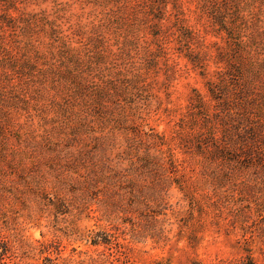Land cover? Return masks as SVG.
<instances>
[{
    "label": "trees",
    "instance_id": "trees-1",
    "mask_svg": "<svg viewBox=\"0 0 264 264\" xmlns=\"http://www.w3.org/2000/svg\"><path fill=\"white\" fill-rule=\"evenodd\" d=\"M197 11L208 28L190 25ZM175 57L206 89L192 90L175 132L199 173L143 129L139 97H153L159 70L175 80ZM245 203L264 212V0H0V264L36 253L55 254L42 264H134L127 244L196 248L205 216ZM16 205L71 217L69 235L94 253L17 246L6 233ZM84 220L100 228L82 234ZM240 223L241 257L228 264L264 262V223Z\"/></svg>",
    "mask_w": 264,
    "mask_h": 264
},
{
    "label": "rangeland",
    "instance_id": "rangeland-1",
    "mask_svg": "<svg viewBox=\"0 0 264 264\" xmlns=\"http://www.w3.org/2000/svg\"><path fill=\"white\" fill-rule=\"evenodd\" d=\"M70 1V0H64ZM192 10H196L195 4L190 6ZM77 9L78 6H77ZM190 25L195 26L199 30L208 28L209 24L198 11L190 17ZM209 42L214 38H208ZM176 65V76L173 82L167 80L161 70L157 81L153 84V97L148 99L147 96L139 97L142 99L143 106L142 118L144 122V130L149 134L154 133L162 136L168 141L170 148L174 149L176 157L180 161H184L185 166L196 170L199 173L202 168V161L198 157L184 156L180 152L179 141L176 139L177 123L186 112L192 90L197 89L203 95L206 94L204 80L192 70V66L184 57L174 58ZM159 68H164L159 65ZM214 65H211L209 72L213 75ZM169 94V97H168ZM148 99V101H146ZM171 102V103H169ZM229 196V193L225 194ZM230 198V196L228 197ZM183 195L177 190L171 193V203L178 210L177 204L180 202V209H187V203L182 201ZM230 200V199H229ZM243 201V200H242ZM224 209L225 214L219 215L216 211H211L204 218L207 220V226L204 229V241L196 248H191L186 242L177 244L175 240L168 246L157 245L152 241L145 243L127 244L129 246V256L134 264H153L156 261H169L171 264H228L230 260L239 259L241 252L240 246L243 244V230L240 229V222H243L246 231L254 228H260L264 223V212H258L255 206L248 207V203L239 208L227 206ZM231 208V209H230ZM213 209V208H210ZM240 210L243 214L240 215ZM215 213V214H214ZM241 216V217H240ZM9 221L6 233L8 236H17V246L27 248L28 246H38L41 243L52 244L54 249L60 250L64 258L78 259V253L89 252L93 254L95 249L90 248L86 242L78 241L77 235L70 236L71 217L66 218V222H57L55 217L49 212L34 209L32 218L27 210H23L21 205H16L13 212L8 213ZM234 218L239 219L236 223ZM243 218V220H242ZM218 222V226L211 225L212 221ZM174 221V220H173ZM7 220L5 221V223ZM3 222H1L2 224ZM79 231H98L97 221H81L78 222ZM101 227H106L101 225ZM249 229V230H248ZM178 232V225H174V234ZM19 240L21 244H19ZM31 244V245H30ZM103 248H100L102 250ZM76 250V252H74ZM27 251L24 249L23 252ZM21 252V253H20ZM22 256V250L16 251ZM259 255V254H258ZM256 254V258L260 257ZM45 256L51 258L55 254H44L43 256L36 253L30 259H26L24 264H42ZM84 258V256H83ZM260 264H264L260 260Z\"/></svg>",
    "mask_w": 264,
    "mask_h": 264
}]
</instances>
